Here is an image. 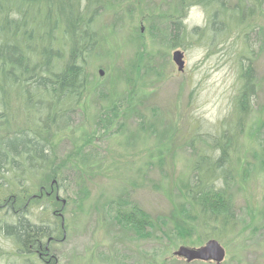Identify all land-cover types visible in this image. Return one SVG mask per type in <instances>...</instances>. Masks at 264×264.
I'll list each match as a JSON object with an SVG mask.
<instances>
[{
	"label": "rangeland",
	"instance_id": "rangeland-1",
	"mask_svg": "<svg viewBox=\"0 0 264 264\" xmlns=\"http://www.w3.org/2000/svg\"><path fill=\"white\" fill-rule=\"evenodd\" d=\"M49 1L70 12L68 0ZM198 1L97 0L85 10L94 42L83 54L81 100L66 108L60 128L31 129L47 147L41 167L0 174V204L13 195L30 225L59 227L53 211H61L58 264H215L171 257L210 238L225 250L220 264H264V0H219L218 12ZM192 5L203 9V26L195 15L184 22ZM54 26L47 29L61 63L69 47L60 22ZM175 50L183 53L182 72ZM244 84L253 97L238 123L235 100ZM22 125L13 119L0 139ZM221 133L234 136L225 148L228 179L218 167L210 179L231 206L234 224L226 230L202 222L192 190L207 167L195 169L196 160L217 159ZM52 181L64 206L34 199ZM15 248L11 236L0 235V264H31Z\"/></svg>",
	"mask_w": 264,
	"mask_h": 264
},
{
	"label": "trees",
	"instance_id": "trees-1",
	"mask_svg": "<svg viewBox=\"0 0 264 264\" xmlns=\"http://www.w3.org/2000/svg\"><path fill=\"white\" fill-rule=\"evenodd\" d=\"M96 2L97 0H68L70 12L67 14L62 9L51 6L49 0H0V130L7 133L13 119L23 123L20 130L5 134L0 139V174L10 170L21 174L41 167L40 163H45L47 159V147L31 134V129L45 131L60 128L68 121L66 108L81 100L84 87L83 54L88 52L94 42L89 27L91 18L89 16L85 19L84 13ZM198 2H202L209 11L213 9L218 12L214 3L223 8L219 0ZM81 4L83 9L79 10L78 6ZM38 11L40 13L36 14ZM59 22L69 47L67 56L61 63L60 50L53 43V39H57L47 29L51 24L55 30L54 24ZM173 25V29L179 27L178 23ZM208 25L211 32H215V26L220 27L215 24L214 14ZM48 40L52 43L47 47ZM252 94L250 84H244L236 97L238 123L248 111ZM232 136L221 133L220 138L225 142L217 146L215 144L220 150L217 159L212 161L210 156L202 155L194 166L198 170L207 166L205 175L199 177L192 187L199 206L197 208L203 215L201 220L204 222L210 219L221 230L233 226L232 210L228 201L223 199V188L213 186L210 174L217 167L223 168L222 181L227 182L228 176L223 164L227 150L225 148H229L230 140L234 139ZM2 179L4 180L3 177L0 178ZM13 179L21 182L22 178L14 176L11 180ZM7 199L0 204V215L5 210L3 217L14 215L11 203L14 202V207L17 203L13 195ZM129 215L130 219L135 218L132 210ZM1 217L0 235L11 236L16 243L27 244L36 236L33 234L38 233V228L29 225L22 215H19L18 223H7Z\"/></svg>",
	"mask_w": 264,
	"mask_h": 264
},
{
	"label": "flooded vegetation",
	"instance_id": "flooded-vegetation-1",
	"mask_svg": "<svg viewBox=\"0 0 264 264\" xmlns=\"http://www.w3.org/2000/svg\"><path fill=\"white\" fill-rule=\"evenodd\" d=\"M59 188L55 185V182L52 181L51 184H49L48 188L40 187L38 191V195L34 199H38L39 201L42 200L45 202V199H54L55 202L61 201L58 196ZM64 201L62 200V205L64 206ZM14 203V202H13ZM12 205V211L14 210V221L18 223L19 221V215L23 216V210L19 211ZM45 205L47 202L44 203ZM53 216L56 218H59L60 223L59 227L54 224L53 226H50L49 224H40L39 226H35L38 228V233L33 234L34 236L31 241H29L27 244H21L19 242L16 243L15 252L18 257L26 254L28 257V260L31 264H58L59 257L56 253V246L60 242L65 240V232H64V223H63V215L60 210L53 211ZM24 218V217H23ZM127 218V217H126ZM26 219V218H25ZM29 225L30 222L26 219L25 220ZM16 223V224H17ZM47 223V221L45 222ZM15 224V225H16ZM34 226V225H33ZM201 246V245H200ZM199 246L191 247L193 249H197ZM175 251V250H174ZM174 251L172 252V256L174 259L182 260L187 263H193V262H200V263H210L211 261H202V260H192V261H186L183 258L174 256ZM169 260V258H166Z\"/></svg>",
	"mask_w": 264,
	"mask_h": 264
},
{
	"label": "water",
	"instance_id": "water-1",
	"mask_svg": "<svg viewBox=\"0 0 264 264\" xmlns=\"http://www.w3.org/2000/svg\"><path fill=\"white\" fill-rule=\"evenodd\" d=\"M172 60L177 66V70L182 71V54L179 51H175L172 55ZM99 75H102V71H99ZM174 256L184 258L188 262L192 260H211L216 263H220L224 258V249L216 240L210 239L203 246L197 249L180 246L176 251H174Z\"/></svg>",
	"mask_w": 264,
	"mask_h": 264
},
{
	"label": "clouds",
	"instance_id": "clouds-1",
	"mask_svg": "<svg viewBox=\"0 0 264 264\" xmlns=\"http://www.w3.org/2000/svg\"><path fill=\"white\" fill-rule=\"evenodd\" d=\"M193 15L198 17V19L196 20V23H199V24H201V26H203L205 13H204L203 9H201L199 7V5H192L188 9V18H186L184 22L188 23L189 19H191V17Z\"/></svg>",
	"mask_w": 264,
	"mask_h": 264
}]
</instances>
